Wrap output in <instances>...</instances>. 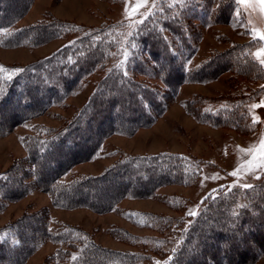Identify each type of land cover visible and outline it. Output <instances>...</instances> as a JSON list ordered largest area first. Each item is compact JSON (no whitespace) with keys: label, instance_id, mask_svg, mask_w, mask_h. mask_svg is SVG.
I'll return each instance as SVG.
<instances>
[{"label":"trees","instance_id":"trees-1","mask_svg":"<svg viewBox=\"0 0 264 264\" xmlns=\"http://www.w3.org/2000/svg\"><path fill=\"white\" fill-rule=\"evenodd\" d=\"M32 1L0 0V28H11L5 45L38 46L53 38L71 39L38 60L3 67L0 133L60 104L97 69L105 74L65 125L43 127L24 137L27 155L0 172V212L10 201L36 189L48 192L56 206L104 212L124 197H147L171 183L189 185L199 171L197 160L167 152L125 155L99 175L67 183L59 178L74 164L93 157L105 136L130 135L154 123L185 82H208L227 71L264 81V66L252 55L255 40L233 43L193 68L186 66L197 51V25L229 21L235 0H161L128 34H124L129 28L126 22L89 28L54 17L14 28ZM140 76L160 79L163 87ZM244 102L242 97L209 106L195 96L187 107L203 122L249 131L256 123L248 118ZM206 199L196 217L181 225L178 245L160 261L103 246L78 226L55 227L43 207L0 225V264H25L47 241L63 247L49 255L45 264H244L257 259L264 250V183L221 191ZM167 201L175 206L172 199ZM125 213L135 224L159 233L180 224L159 213ZM118 230L115 236L127 241L145 238ZM150 241L157 240L152 237ZM161 243L159 239L156 248Z\"/></svg>","mask_w":264,"mask_h":264},{"label":"rangeland","instance_id":"rangeland-1","mask_svg":"<svg viewBox=\"0 0 264 264\" xmlns=\"http://www.w3.org/2000/svg\"><path fill=\"white\" fill-rule=\"evenodd\" d=\"M161 0H33L28 10L19 18L14 28L30 26L49 17L67 20L84 27H108L111 23L126 22L131 32L137 23ZM233 16L229 21L207 25L198 24L197 51L186 63L193 68L210 57L215 51H223L233 43L255 40L252 55L264 47L260 33H264V6L260 0H249L247 5L235 0ZM137 4H141L137 8ZM11 28H0V66L24 65L49 55L70 41L69 36L53 38L38 46L5 45V36ZM70 38V39H69ZM264 66V64H263ZM105 74L97 69L88 75L82 85L70 93L60 104L49 107L42 114L14 125L7 133H0V172L27 155L24 137L37 133L43 127L60 128L73 118L85 104L96 83ZM140 79L163 87L160 79L140 76ZM255 94V97L253 96ZM204 105L218 106L236 98H244L249 119L256 123L249 131L229 126H215L199 120L189 111L187 103L193 97ZM256 105V107H252ZM264 81L245 78L230 71L223 72L208 82H185L167 109L150 126L141 127L133 134L111 133L105 136L97 153L88 160L78 162L60 176L61 182H69L84 175H99L107 167L119 162L125 155L178 153L197 160L199 171L189 185L171 183L160 186L155 194L147 197H124L114 209L98 212L87 207L64 208L53 204L51 195L36 189L23 198L10 201L0 212V225L14 220L24 212L46 207L51 224L78 226L103 246L135 251L151 256V261L162 260L179 243V231L202 210L206 198L221 191L245 189L264 183ZM239 169L237 176L230 175ZM248 185V187H245ZM174 201L175 206L168 201ZM144 211L172 216L180 224H172L170 230L159 233L149 226L135 224L125 211ZM190 212L196 213L190 215ZM176 225V226H175ZM118 229L145 237L142 241L124 240L115 236ZM155 237L161 240L160 248ZM166 240V242H164ZM160 243V242H159ZM255 245V244H254ZM62 244L45 242L25 264H45V259ZM171 250V251H168ZM167 251V252H166ZM255 251V250H254ZM155 259V260H153ZM244 264H264V250L253 261Z\"/></svg>","mask_w":264,"mask_h":264},{"label":"snow or ice","instance_id":"snow-or-ice-1","mask_svg":"<svg viewBox=\"0 0 264 264\" xmlns=\"http://www.w3.org/2000/svg\"><path fill=\"white\" fill-rule=\"evenodd\" d=\"M239 2L241 4H244V5H247L249 3V0H239ZM260 3L262 6H264V0H260ZM141 6V4H137V8H139ZM262 10H264V8H262ZM260 39L261 40H264V33H260ZM256 56L261 58L260 59V63L264 64V47H262L257 53H256ZM4 69H3V66H0V72H3ZM19 71V70H17ZM252 107H256V105H253ZM262 147H264V144H262ZM239 172V169H237L236 171H233L230 175L232 176H237ZM4 179H6L7 177H3ZM245 187H248V185H245ZM190 215H195L196 213L194 212H190L189 213Z\"/></svg>","mask_w":264,"mask_h":264}]
</instances>
